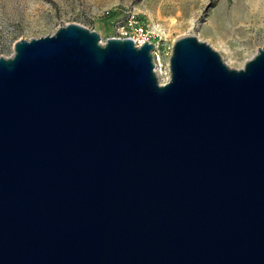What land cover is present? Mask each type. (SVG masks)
<instances>
[{"label": "water", "instance_id": "1", "mask_svg": "<svg viewBox=\"0 0 264 264\" xmlns=\"http://www.w3.org/2000/svg\"><path fill=\"white\" fill-rule=\"evenodd\" d=\"M78 23L0 55V264H264V45L232 68Z\"/></svg>", "mask_w": 264, "mask_h": 264}, {"label": "rangeland", "instance_id": "2", "mask_svg": "<svg viewBox=\"0 0 264 264\" xmlns=\"http://www.w3.org/2000/svg\"><path fill=\"white\" fill-rule=\"evenodd\" d=\"M129 19L161 29L153 41L164 62L183 35L209 44L232 68L264 45V0H0V55L71 22L94 30L100 42L134 36Z\"/></svg>", "mask_w": 264, "mask_h": 264}, {"label": "built area", "instance_id": "3", "mask_svg": "<svg viewBox=\"0 0 264 264\" xmlns=\"http://www.w3.org/2000/svg\"><path fill=\"white\" fill-rule=\"evenodd\" d=\"M128 23L132 26L133 28V34L134 36H119L120 38L122 37H130L134 44L136 46H139L146 42H151L153 44V47L151 49V54H152V60H153V70L156 74V77L158 79L159 83H164L166 82L169 77H170V69L168 66V62H164L163 59L161 58V55L159 52L155 50V43H154V34H157V32H160L161 29L156 26V25H150V26H145L141 24H137L135 20H128ZM122 29L123 26H120Z\"/></svg>", "mask_w": 264, "mask_h": 264}]
</instances>
